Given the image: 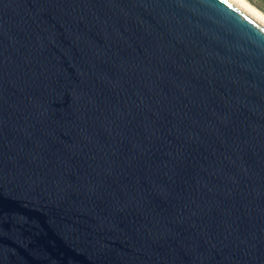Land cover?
I'll return each instance as SVG.
<instances>
[{
  "label": "water",
  "instance_id": "95a60500",
  "mask_svg": "<svg viewBox=\"0 0 264 264\" xmlns=\"http://www.w3.org/2000/svg\"><path fill=\"white\" fill-rule=\"evenodd\" d=\"M0 264H264V17L0 0Z\"/></svg>",
  "mask_w": 264,
  "mask_h": 264
},
{
  "label": "rangeland",
  "instance_id": "374dc122",
  "mask_svg": "<svg viewBox=\"0 0 264 264\" xmlns=\"http://www.w3.org/2000/svg\"><path fill=\"white\" fill-rule=\"evenodd\" d=\"M264 16V0H244Z\"/></svg>",
  "mask_w": 264,
  "mask_h": 264
},
{
  "label": "bare ground",
  "instance_id": "6f19581e",
  "mask_svg": "<svg viewBox=\"0 0 264 264\" xmlns=\"http://www.w3.org/2000/svg\"><path fill=\"white\" fill-rule=\"evenodd\" d=\"M240 2H242L243 4H245L246 6H248L249 8H251L253 11H255L256 13H258L259 15H261L262 17H264L261 13H259L257 10H255L253 7H251V5H249L247 2H245L244 0H239Z\"/></svg>",
  "mask_w": 264,
  "mask_h": 264
}]
</instances>
